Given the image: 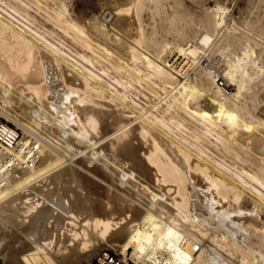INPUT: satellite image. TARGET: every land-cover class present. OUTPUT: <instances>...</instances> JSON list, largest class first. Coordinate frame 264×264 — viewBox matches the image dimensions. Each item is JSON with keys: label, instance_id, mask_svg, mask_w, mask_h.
Returning <instances> with one entry per match:
<instances>
[{"label": "bare ground", "instance_id": "obj_1", "mask_svg": "<svg viewBox=\"0 0 264 264\" xmlns=\"http://www.w3.org/2000/svg\"><path fill=\"white\" fill-rule=\"evenodd\" d=\"M179 2L187 48L145 33L160 0H0V118L29 133L0 160L35 150L0 169L1 264H264L263 24Z\"/></svg>", "mask_w": 264, "mask_h": 264}, {"label": "rangeland", "instance_id": "obj_2", "mask_svg": "<svg viewBox=\"0 0 264 264\" xmlns=\"http://www.w3.org/2000/svg\"><path fill=\"white\" fill-rule=\"evenodd\" d=\"M161 2H162V4H161V6L163 7L162 9H161V7H160V11H159V13L158 14H156L157 15V17L155 16H151V14H150V12H148V11H145L144 13H143V15H142V23H143V27H144V31H145V33L147 32V33H149V31L150 30H152V31H155V36H154V39H155V41L158 43V44H160V45H164V44H166L167 42V44H168V46L169 47H171V48H173L172 46H174L176 43L175 42H177V41H180V40H182V46H184V47H189V46H192L194 43H195V41H194V39H191V36L189 35V36H185V37H183V38H179V36H177V35H175V33H173L172 34V31H171V29L169 28L170 26V23H169V20H168V16L170 15V13H172L171 11H173L171 8H168V7H171L172 6V4H173V0H160ZM181 5H182V7H184V9L186 8V10L187 11H189L190 13H192L194 16H197V15H201L202 14V12H203V9L205 10V9H211V8H213L215 5H219L220 7H223V8H225L226 9V11H227V13H229V16H230V19L232 20V21H235L237 18H239V17H241L242 15H244L246 12H249V10H252L251 12H253V15H252V18L253 19H255V20H257L258 22L260 21L261 22V24L260 25H262L261 27H263V29H264V0H202L201 2L199 1V0H177ZM217 1V2H216ZM197 3L196 5H195V3ZM200 2V3H199ZM218 2H220V3H218ZM223 3V4H222ZM168 4V5H167ZM215 4V5H214ZM223 6H222V5ZM166 7H165V6ZM202 6V7H201ZM201 8V9H200ZM107 9L108 8H106V11H107ZM163 10L165 11V12H163ZM8 12H10V10H7ZM91 11V9H89L88 8V13ZM192 11V12H191ZM162 12V13H161ZM170 12V13H169ZM201 12V13H200ZM165 13V14H164ZM197 13V14H196ZM199 13V14H198ZM90 14V13H89ZM88 14V15H89ZM98 17L101 15V12H96L95 13ZM168 15V16H167ZM152 17V18H151ZM154 17V18H153ZM258 17V18H257ZM158 18H160V19H158ZM163 18V19H162ZM165 18V19H164ZM167 18V19H166ZM99 19H102L101 18V16L99 17ZM258 19H260V20H258ZM89 20V16H87V18H86V22ZM155 20V21H154ZM165 20H167V22L165 21ZM231 21V22H232ZM259 22V23H260ZM167 23V24H166ZM45 25H47V26H45L46 27V29L48 28V29H50L49 27H50V24L48 25V24H45ZM168 25V26H167ZM49 26V27H48ZM156 26V27H155ZM154 27H155V29H154ZM153 28V29H152ZM170 30H169V29ZM54 30H56V32H57V29H55V28H53ZM156 29H158V30H156ZM166 29V30H165ZM58 31L59 32H61L59 29H58ZM167 31V32H166ZM58 32V35H59V37L57 36L55 39H57V41H58V39H60V38H63V39H61V40H63V42L61 41V40H59V42L61 43V44H63V45H65V49H67V48H69V45H70V48H72V46H71V44H69L70 42H69V39H67L68 37H66L65 35H63L62 33L60 34ZM151 32V31H150ZM146 33V34H147ZM156 33H158V34H156ZM263 33H264V30H263ZM60 35H63V37H61ZM175 36V37H174ZM187 37V38H186ZM47 38V37H46ZM47 39H50L49 37L47 38ZM173 39V40H172ZM180 39V40H179ZM186 39V40H185ZM187 39H188V41H187ZM164 42H163V41ZM176 40V41H175ZM185 40V41H184ZM189 40L191 41V42H189ZM49 41H52V39L51 40H49ZM167 41V42H166ZM170 41V42H169ZM162 42V43H161ZM166 42V43H165ZM66 43V44H65ZM68 43V44H67ZM180 43V42H179ZM178 42H177V44H179ZM190 43V44H189ZM192 43V44H191ZM172 45V46H170V45ZM68 45V47H66ZM186 47V48H187ZM69 48V49H70ZM64 49V50H65ZM73 49V48H72ZM71 50V49H70ZM65 51H67V50H65ZM152 51V50H151ZM170 56V57H169ZM168 57H169V59L171 58V60L174 58V56L176 57V55L173 53V54H171V55H169ZM173 56V57H172ZM216 57V55H213L212 57H211V59H214ZM180 61L181 60H183V63H185V61L186 62H191V59L189 60V59H187V58H185V60H184V57H182L181 59H179ZM202 60H203V58H202ZM102 61V62H101ZM100 62L101 63H103L104 65H106L107 67H109V64L107 63L106 64V62L105 61H103V60H100ZM105 62V63H104ZM205 63H206V61H205ZM97 67H98V65H96V69H97ZM101 68V66L98 68V69H100ZM110 68V67H109ZM97 69V70H98ZM189 72H191L192 73V69H190L189 70ZM145 95H147L148 97H150V98H152V96L149 94V93H147L146 91H144V90H141ZM138 95V94H137ZM140 96V95H139ZM141 98H142V96H140ZM163 104V103H162ZM117 108V106H114V108H113V110L115 111V110H117L116 109ZM6 122V121H8V122H11V125H13V127L14 126H16L17 127V129L19 130V132H20V134H21V137L18 139V141H17V143L16 144H14L15 146H17L18 144H20L19 142H22L23 141V139L24 138H26L27 136H29L28 134L29 133H27L26 132V130L25 129H23L19 124H17L16 122H14V121H12V120H6L5 118H3V117H1L0 118V122ZM13 123V124H12ZM209 138H211L210 140H212V142L213 143H216L217 141H215L212 137H209ZM105 141V140H104ZM220 142H218V144L216 143L215 145L217 146V147H219L220 146ZM219 145V146H218ZM104 148H105V150H106V146H103ZM221 147H222V145H221ZM221 147H219V148H221ZM101 153H103V152H101ZM105 154H106V152H105ZM78 157V156H77ZM75 159V158H74ZM69 160V161H68ZM67 163H69V162H71L70 161V159H67V161H66ZM237 163H239L238 165H237V163L235 164L236 166H235V168H233V171H236L237 169L239 170V172L240 171H246V170H248V168L243 164V163H240V162H238V161H236ZM240 165V166H239ZM238 166V167H237ZM240 168V169H239ZM242 169V170H241ZM237 170V171H238ZM249 170H252V171H255L254 169H249ZM192 172H195V171H192ZM200 193V192H199ZM230 209V208H229ZM62 213V212H61ZM231 214V213H230ZM246 215L247 214V216H249L250 214H248V213H245V212H243V213H239V214H232V215H230L229 216V213H228V217H230V218H233V217H242L243 215ZM62 215H65V213L63 212V214ZM105 249V248H104ZM101 250H103V249H101ZM101 250H99L97 253H94L93 255H91L87 260H83L82 262H81V264H89L91 261H92V259L101 251ZM132 259V258H131ZM133 260V259H132ZM228 260V259H227ZM0 262H1V259H0ZM129 264H133V263H131V262H129ZM134 264H136L135 262H134Z\"/></svg>", "mask_w": 264, "mask_h": 264}, {"label": "built area", "instance_id": "obj_3", "mask_svg": "<svg viewBox=\"0 0 264 264\" xmlns=\"http://www.w3.org/2000/svg\"><path fill=\"white\" fill-rule=\"evenodd\" d=\"M20 137L21 134L19 130L16 126L13 127L11 122H0V143H2L4 146L11 147L17 143ZM34 151L35 150L33 149L32 152H27L23 160L17 159L12 155L4 160H0V169L9 170L19 165L25 166L30 164L33 158L32 153ZM129 262L134 264V261L129 255L120 254L112 249H103L92 259L89 264H129Z\"/></svg>", "mask_w": 264, "mask_h": 264}]
</instances>
